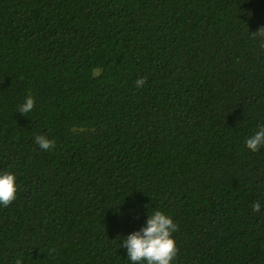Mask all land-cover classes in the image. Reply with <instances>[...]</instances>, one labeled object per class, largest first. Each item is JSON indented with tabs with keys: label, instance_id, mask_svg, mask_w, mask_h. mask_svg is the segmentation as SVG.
I'll list each match as a JSON object with an SVG mask.
<instances>
[{
	"label": "trees",
	"instance_id": "16d2710c",
	"mask_svg": "<svg viewBox=\"0 0 264 264\" xmlns=\"http://www.w3.org/2000/svg\"><path fill=\"white\" fill-rule=\"evenodd\" d=\"M261 28L264 0H0V264H130L156 210L174 264H264Z\"/></svg>",
	"mask_w": 264,
	"mask_h": 264
},
{
	"label": "clouds",
	"instance_id": "9594fccd",
	"mask_svg": "<svg viewBox=\"0 0 264 264\" xmlns=\"http://www.w3.org/2000/svg\"><path fill=\"white\" fill-rule=\"evenodd\" d=\"M264 28L258 30L257 33L264 37ZM145 83L143 77L135 81L137 87H142ZM35 98L31 95L27 96L19 107V113H30L35 107ZM35 143L43 150H51L55 147V142L45 135L35 136ZM245 147L251 152H258L264 147V125L259 126L258 130L244 141ZM19 190L16 175L14 172L0 171V207L10 205L16 198ZM261 202L256 201L252 204V210L259 212L261 210ZM178 224L174 222L171 215L156 210L149 214L142 227L138 230L123 236L120 241V248L126 250V260L130 264H174L177 256L178 247L174 237V233L178 231ZM20 264V261H17Z\"/></svg>",
	"mask_w": 264,
	"mask_h": 264
}]
</instances>
